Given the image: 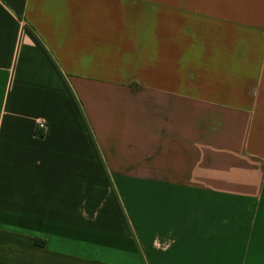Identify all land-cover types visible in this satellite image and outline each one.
I'll return each mask as SVG.
<instances>
[{
	"label": "crops",
	"instance_id": "1",
	"mask_svg": "<svg viewBox=\"0 0 264 264\" xmlns=\"http://www.w3.org/2000/svg\"><path fill=\"white\" fill-rule=\"evenodd\" d=\"M145 1L0 0V264H264V0H154L132 122Z\"/></svg>",
	"mask_w": 264,
	"mask_h": 264
},
{
	"label": "rangeland",
	"instance_id": "2",
	"mask_svg": "<svg viewBox=\"0 0 264 264\" xmlns=\"http://www.w3.org/2000/svg\"><path fill=\"white\" fill-rule=\"evenodd\" d=\"M138 4L140 5V8L138 7ZM157 4L154 0H147L144 3H138V2H132L131 5L132 7H135L132 11H139L141 9V15H145V24L146 27L143 29H139L138 31H136L135 33H132L130 35L131 37V94H130V100H131V120L132 122H137L138 120V105L140 102V95L142 92V83L140 81V77H139V73H140V68H139V46L141 45V47L144 45L146 48V63L147 66H149L150 64V60L153 59V53L150 54V49L151 47H153V42H154V23H155V10L157 8ZM162 5H167L168 3H159ZM165 6H161L160 7V11H162L164 14L166 11H169V7ZM179 9H176V12L178 13ZM141 18L137 19L136 22L132 21V27H135L138 25L141 27ZM144 25V23L142 22V26ZM139 27V28H140ZM145 69L149 72L153 71V67L150 66L148 68H143L142 70L145 71ZM148 86L147 89L144 88L145 91L150 90L147 93H152V89L149 88V79L150 77L148 76ZM149 100V98H147V101ZM146 122V121H145ZM147 124L149 123L148 121L146 122ZM137 124V123H136ZM217 176L219 179H224L226 178V174L224 172H217ZM241 180L245 181V180H250L251 182L254 179V176L252 175V177L249 176H241L240 177ZM245 182H241V184H244ZM227 187L228 188H233V189H239L240 182L238 180H236V178H232V179H228L227 180ZM252 187H254L252 185ZM232 190V189H229ZM233 191V190H232ZM229 199H227V201H235L236 198V194L235 193H229Z\"/></svg>",
	"mask_w": 264,
	"mask_h": 264
},
{
	"label": "built area",
	"instance_id": "3",
	"mask_svg": "<svg viewBox=\"0 0 264 264\" xmlns=\"http://www.w3.org/2000/svg\"><path fill=\"white\" fill-rule=\"evenodd\" d=\"M38 128L44 130L45 129V124L43 122L39 123L38 124Z\"/></svg>",
	"mask_w": 264,
	"mask_h": 264
}]
</instances>
